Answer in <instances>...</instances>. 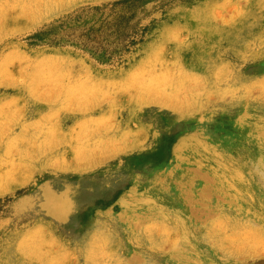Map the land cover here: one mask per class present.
<instances>
[{"label": "rangeland", "instance_id": "obj_1", "mask_svg": "<svg viewBox=\"0 0 264 264\" xmlns=\"http://www.w3.org/2000/svg\"><path fill=\"white\" fill-rule=\"evenodd\" d=\"M0 264H264V0H0Z\"/></svg>", "mask_w": 264, "mask_h": 264}]
</instances>
